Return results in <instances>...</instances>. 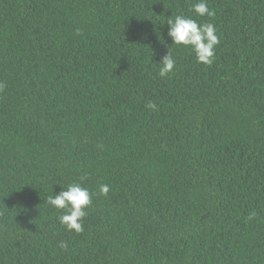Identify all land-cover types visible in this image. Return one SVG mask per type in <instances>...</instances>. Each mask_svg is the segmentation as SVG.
Here are the masks:
<instances>
[{"label":"trees","instance_id":"obj_1","mask_svg":"<svg viewBox=\"0 0 264 264\" xmlns=\"http://www.w3.org/2000/svg\"><path fill=\"white\" fill-rule=\"evenodd\" d=\"M196 2L0 0V264H264V0ZM70 183L79 234L46 202Z\"/></svg>","mask_w":264,"mask_h":264},{"label":"clouds","instance_id":"obj_2","mask_svg":"<svg viewBox=\"0 0 264 264\" xmlns=\"http://www.w3.org/2000/svg\"><path fill=\"white\" fill-rule=\"evenodd\" d=\"M193 11L197 16L211 17L213 11L208 6V0H197L193 4ZM168 26L167 36L171 39V44L177 46H191L198 63L210 65L215 57V49L219 43L216 35V27L212 23H198L195 19L184 15H176L166 22ZM159 75L165 77L176 66V60L172 52H167L161 57ZM4 87L0 84V89ZM149 109L155 110L157 105L153 102L147 104ZM109 186L102 184L99 187L101 195H107ZM47 204L54 209L63 210V214L58 216V221L66 230L79 234L84 231L83 218L86 216V209L92 203V193L80 183H70L65 188L47 197ZM59 247L66 249L67 244L60 242Z\"/></svg>","mask_w":264,"mask_h":264}]
</instances>
